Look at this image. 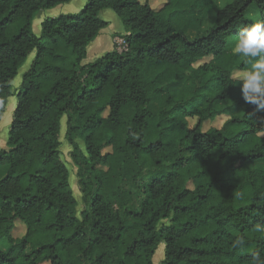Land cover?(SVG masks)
<instances>
[{
	"label": "trees",
	"instance_id": "16d2710c",
	"mask_svg": "<svg viewBox=\"0 0 264 264\" xmlns=\"http://www.w3.org/2000/svg\"><path fill=\"white\" fill-rule=\"evenodd\" d=\"M72 1L0 0V122L35 53L0 150L9 167L0 176V244L8 246L0 264H154L162 243L160 264H250L253 251L264 254V233L254 230L264 223V111L230 79L244 67L233 40L264 20V0L223 8L165 0L159 9L148 0H87L34 33L42 10ZM105 10L123 24L127 50L84 65L109 26ZM64 117L80 216L62 161Z\"/></svg>",
	"mask_w": 264,
	"mask_h": 264
},
{
	"label": "rangeland",
	"instance_id": "374dc122",
	"mask_svg": "<svg viewBox=\"0 0 264 264\" xmlns=\"http://www.w3.org/2000/svg\"><path fill=\"white\" fill-rule=\"evenodd\" d=\"M141 1L145 2L146 0H141ZM148 1L151 2L152 7L155 9L161 8L163 6V4L165 3V0H148ZM234 1L235 0H219V7L223 8L226 5L233 3ZM85 4H83L82 0H73L70 3L71 7L68 9L67 8L66 9L61 8V7H65L66 6V4H65V5L57 6L56 8L51 9V10H42L33 22L34 33L38 37L41 35V25L45 19L56 18V17L62 16V15L78 14L84 8ZM108 11L110 13H112L114 16L112 17V16H110V14H107V15L102 14V16H100L103 20H105L106 22H109L111 24L110 31L106 32L105 37H104V41H105L106 45L108 47L110 46V49H107L105 54L112 50V42H113L112 41V38H113L112 33L118 32L119 27H123V24L121 23L118 16L113 11H111V10H108ZM255 13H256V11H254V10L250 11L249 17L252 19L256 18ZM114 17H115V19H114ZM214 23H215V17L211 16L207 20L202 31H206L207 29L213 27ZM195 37H196L195 33H190L189 38L191 40L194 39ZM118 39H124V38H118ZM115 47H116L117 51H119V52L124 51L123 44L115 45L113 47V51H114ZM34 57H35V53L31 54V56L27 60L26 64L19 71L17 78L12 83L13 91H14V97L9 98L8 105L5 109V112H4L2 119H1V122H0V150H6L7 149L9 132H10L12 121H13V114H14V111H15L16 106H17L16 95L18 94V91H19L21 83H22V76L24 75V73L26 71L29 70L30 65H31ZM225 121H226V118L218 119L216 124L205 126L204 130H209L210 128H213V127H221ZM192 124H194V121L192 122ZM60 141H61L62 161L70 173V189H71L74 197L80 203L79 207H78V216H80V213L83 209V206L81 204L82 192H81V188H80L79 182H78V176H77L78 170H77V167L75 166V164L71 158L72 148L69 145L68 141L66 140V117L63 118L62 123H61ZM77 142H78L80 148L85 152V145H84L83 141L77 140ZM8 170H9V167L7 165L0 166L1 179L7 174ZM25 232H26L25 226H23L22 224H18L17 228L15 229L13 234H14L15 238H21L25 234ZM7 247L8 246L5 243L0 244V248L2 250H6ZM164 258H165V244L162 243L155 253V256L153 258V263L154 264H160L164 260Z\"/></svg>",
	"mask_w": 264,
	"mask_h": 264
},
{
	"label": "clouds",
	"instance_id": "9594fccd",
	"mask_svg": "<svg viewBox=\"0 0 264 264\" xmlns=\"http://www.w3.org/2000/svg\"><path fill=\"white\" fill-rule=\"evenodd\" d=\"M231 51L244 65L230 77L233 80L231 85L239 84L244 102L255 106L257 111H264V20L242 26L233 40ZM254 230L264 233V223H256ZM242 243L237 240L233 247ZM250 264H264V254L260 250L253 251Z\"/></svg>",
	"mask_w": 264,
	"mask_h": 264
},
{
	"label": "crops",
	"instance_id": "0c3cea01",
	"mask_svg": "<svg viewBox=\"0 0 264 264\" xmlns=\"http://www.w3.org/2000/svg\"><path fill=\"white\" fill-rule=\"evenodd\" d=\"M83 4H85L87 2V0H82ZM71 5L70 4H66L65 7H61V8H70ZM103 15H107V14H110V16H114L112 13H110L108 10H105L103 12H101L100 16ZM101 18V17H100ZM102 19V18H101ZM115 19V17H114ZM110 28H111V24L109 23V26L108 28H106L105 30L101 31L100 35L98 36V38L93 42L91 43V45L88 47L87 49V58L84 60L83 64L84 65H87V64H90V63H93L95 62L96 60L102 58L103 56H105V52L107 51V49H110V46L108 47L104 41V37H105V34L106 32L110 31ZM115 35H116V38H115ZM118 35V36H117ZM126 33L123 29V27H119V31L118 32H114L112 33V50L107 52V53H110L113 51V47L115 45H118V41L119 40L118 38H125L126 37ZM117 39V40H116ZM116 42V43H115ZM115 43V44H114ZM106 53V54H107Z\"/></svg>",
	"mask_w": 264,
	"mask_h": 264
},
{
	"label": "built area",
	"instance_id": "2783aa9c",
	"mask_svg": "<svg viewBox=\"0 0 264 264\" xmlns=\"http://www.w3.org/2000/svg\"><path fill=\"white\" fill-rule=\"evenodd\" d=\"M120 44H123V46H124V51H126V50H127V43H126L125 38H124V39H119V40H118V45H120ZM124 51H123V52H124Z\"/></svg>",
	"mask_w": 264,
	"mask_h": 264
}]
</instances>
